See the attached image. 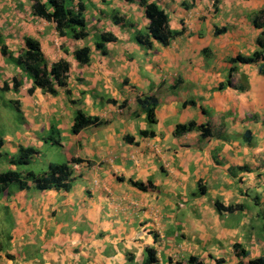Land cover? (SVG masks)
Here are the masks:
<instances>
[{
	"label": "crops",
	"instance_id": "obj_1",
	"mask_svg": "<svg viewBox=\"0 0 264 264\" xmlns=\"http://www.w3.org/2000/svg\"><path fill=\"white\" fill-rule=\"evenodd\" d=\"M89 1L95 15L84 19L82 39L59 36L27 0L0 2L12 54L30 37L49 64L69 63L56 94L29 93L31 80L0 54V87L22 76L16 92L5 91L18 115L0 126V173L43 172L57 163L43 147L60 153L59 163L79 158L66 188L38 189L21 176L22 186L0 184V264H143L146 247L155 251L152 264L264 258V61H230L257 49L264 26L252 20L264 0H145L165 12L168 29L180 30L149 47L136 38L147 26L137 0ZM103 32L115 38L104 51L94 47ZM85 44L80 65L72 51ZM145 96L155 100L152 124L136 102ZM77 108L100 122L70 133ZM187 122L208 125L210 134L173 132ZM28 146L36 151L14 161ZM259 219L256 232L251 222Z\"/></svg>",
	"mask_w": 264,
	"mask_h": 264
},
{
	"label": "trees",
	"instance_id": "obj_2",
	"mask_svg": "<svg viewBox=\"0 0 264 264\" xmlns=\"http://www.w3.org/2000/svg\"><path fill=\"white\" fill-rule=\"evenodd\" d=\"M30 5V12L32 15L42 18L44 20L51 21L54 29L59 36H65L72 39H82L87 35L85 30V20L81 15L84 10V4L82 0H75L74 4H68L69 0H27ZM73 2V0H71ZM132 1V0H127ZM143 7V13L147 19L146 33L136 36L137 41L145 46L151 45V39L156 42L166 45L171 38L178 35L179 31H173L167 27V16L165 12L154 2H147L145 0H137ZM71 2V3H72ZM261 20L258 23L256 20ZM255 26H264V11L252 20ZM220 32L221 29H217ZM114 36L110 32H103L98 39L94 42V47L101 49L102 51L104 42L114 40ZM257 49L253 50L249 55L244 56L237 54L230 59L231 62H240L245 64H252L258 61H264V31L260 32V36L256 39ZM9 50L6 44L3 42L2 34L0 33V54L5 59L18 67L23 74L31 80V85L27 89V92H32L34 88H39L43 93L51 95L56 94L57 88L64 87L66 85V78L69 69V63L64 59H59L55 62L48 63L45 56L41 52L39 43L36 39L25 37L23 44L18 48L16 54ZM89 48L86 45L81 46L78 49L72 51L73 58L78 64L83 65L88 61ZM263 63V62H261ZM264 67V64H262ZM22 76H12L11 84L3 81L0 90H11L16 92L22 83ZM229 83V80H227ZM137 104H140L145 112V118L147 123H154V106L155 100L151 96L137 97ZM100 122L95 116L86 115L80 109H75L70 125V133H77L82 128L88 125H96ZM198 129L201 136L210 134L209 126L196 125L193 122H187L184 124H177L174 128V133H184L191 129ZM139 133L147 134L144 130H139ZM32 147H20L18 150L17 158L14 161L24 160L26 156L35 152ZM73 162H79V158L70 157L68 163H49L46 170L39 174H34L27 171L21 175L20 172L14 170H7L0 173V184L10 183L12 181H21V177L32 179L34 185L38 189H45L50 187L66 188L71 175V169L69 164ZM19 186H22L20 182ZM140 186V185H138ZM218 208L230 210L234 206L227 205L221 206L216 204ZM264 228V225H263ZM233 251L235 255L244 257L247 252L241 248L239 244H233ZM146 257L143 260V264H152L155 262V251L151 247L145 248ZM222 259H215L214 264H221ZM173 264H203L202 261L196 256L190 255L185 261H176ZM239 264H264V258L258 257L247 260L246 263Z\"/></svg>",
	"mask_w": 264,
	"mask_h": 264
},
{
	"label": "rangeland",
	"instance_id": "obj_3",
	"mask_svg": "<svg viewBox=\"0 0 264 264\" xmlns=\"http://www.w3.org/2000/svg\"><path fill=\"white\" fill-rule=\"evenodd\" d=\"M83 1V4H84V10L81 12V15H82V17L84 18V19H86V21H90L91 20V18L92 17H94V12L92 11V4L90 3V1L89 0H82ZM0 2H2V0H0ZM71 0H69V1H67V3L68 4H71ZM86 10V11H85ZM0 12L2 13V14H5V12H6V7H4L3 5L2 6H0ZM114 12H116V13H118L119 12V10H118V8L114 11ZM0 29H2L1 27H0ZM93 38H95L96 39V37L95 36H93ZM86 45V44H85ZM0 75H1V72H0ZM1 77V76H0ZM17 112H15V109H14V107H13V104H12V102H10V101H8L7 99H6V93H5V91H2V90H0V117H1V119H0V126H2L1 125V123H4V122H6V118H5V116H7V117H9V116H11V118H13L14 119V117H17ZM10 118V117H9ZM5 125V127L8 129V125H6V124H4ZM3 131H2V127H0V133H2ZM47 146H51V145H47ZM51 148L53 149V150H60L59 149V147H57L56 145H52L51 146ZM40 152H46V154H48V155H51V160H53L54 162H57V163H59V161L62 159L61 158V155H60V153H58V154H56V152L55 151H53V152H51V151H47L46 150V147H43L41 150H40ZM39 161H41V159H39ZM38 166H42V164L41 163H36ZM4 221V220H3ZM263 222V220H261V219H259L258 221L257 220H253L252 222H251V224L254 226V230L256 231V232H259V231H261V229H260V225H261V223ZM9 226H10V222H9V224H8Z\"/></svg>",
	"mask_w": 264,
	"mask_h": 264
}]
</instances>
